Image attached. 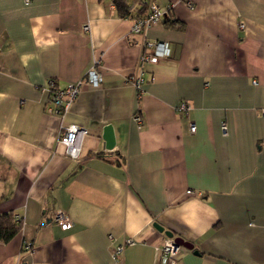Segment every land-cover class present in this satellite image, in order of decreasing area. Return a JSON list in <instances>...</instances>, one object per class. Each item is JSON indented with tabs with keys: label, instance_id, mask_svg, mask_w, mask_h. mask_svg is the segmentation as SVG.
Segmentation results:
<instances>
[{
	"label": "crops",
	"instance_id": "obj_1",
	"mask_svg": "<svg viewBox=\"0 0 264 264\" xmlns=\"http://www.w3.org/2000/svg\"><path fill=\"white\" fill-rule=\"evenodd\" d=\"M144 1L120 17L112 0H0V215L23 219L0 264H168L155 224L193 244L177 264H264V0H153L160 24L135 34ZM146 42L170 55L141 63ZM78 82L50 114L51 83ZM71 123L78 160L58 143Z\"/></svg>",
	"mask_w": 264,
	"mask_h": 264
},
{
	"label": "built area",
	"instance_id": "obj_2",
	"mask_svg": "<svg viewBox=\"0 0 264 264\" xmlns=\"http://www.w3.org/2000/svg\"><path fill=\"white\" fill-rule=\"evenodd\" d=\"M144 6L146 7V13L136 19L133 23L132 32L135 34H141L148 27L155 26L160 24L164 12L158 7V5L153 0H145ZM190 8H193L192 5H189ZM130 12L133 13L136 10V5H130ZM84 30L88 31L89 26H84ZM145 51L141 56V63H152L155 64L159 62L161 58L168 57L170 55V49L166 43L161 42H146L144 46ZM99 62L96 61L92 66L91 70L87 74L88 82L95 88L99 87L101 82V74L98 71ZM143 70L139 77L135 79V85L137 89L141 88L144 83L142 77ZM81 83H74L66 87L65 89H59L55 87V84L51 83L50 88V103L51 107L48 109L50 114H55L58 116L65 117L70 110L72 109L74 103L81 95ZM190 107L182 102L177 111L182 113H188ZM138 122H141L139 117L136 118ZM226 126H223V130L226 131ZM196 127L191 126V132H195ZM88 134V131L77 124H69L62 128L58 143L65 148L66 155L72 160H78L81 157V138ZM16 221L23 226V219L19 216H16ZM53 221L62 226L64 229H71L73 227V222L70 218L61 210H58L54 214ZM135 244V240L128 238L124 243L116 246L113 252V259L117 263H122L125 249L128 246ZM30 245H28V248ZM179 248L176 247L175 241L173 238L165 237L162 240L161 245L158 248L159 258H164L168 264H177L179 260Z\"/></svg>",
	"mask_w": 264,
	"mask_h": 264
},
{
	"label": "trees",
	"instance_id": "obj_3",
	"mask_svg": "<svg viewBox=\"0 0 264 264\" xmlns=\"http://www.w3.org/2000/svg\"><path fill=\"white\" fill-rule=\"evenodd\" d=\"M116 7L117 13L120 17H126L129 10L130 0H112ZM169 23V24H168ZM173 29L182 30L185 28L183 23L167 22ZM22 229V224L16 221V216L12 213H5L0 215V240L9 242Z\"/></svg>",
	"mask_w": 264,
	"mask_h": 264
},
{
	"label": "water",
	"instance_id": "obj_4",
	"mask_svg": "<svg viewBox=\"0 0 264 264\" xmlns=\"http://www.w3.org/2000/svg\"><path fill=\"white\" fill-rule=\"evenodd\" d=\"M103 139L106 143V148L108 150H112L116 146V139H115V134L113 127L111 125H108L104 128V133H103ZM155 228L160 231L161 233H165V235L169 238H174V233L171 231H165L162 226L159 224H155ZM176 247H184L189 250H192L194 248L193 244L190 242L185 241L182 238H175L174 239Z\"/></svg>",
	"mask_w": 264,
	"mask_h": 264
}]
</instances>
